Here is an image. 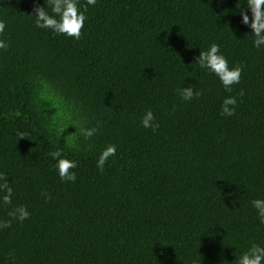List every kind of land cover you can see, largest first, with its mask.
<instances>
[{"label": "trees", "instance_id": "1", "mask_svg": "<svg viewBox=\"0 0 264 264\" xmlns=\"http://www.w3.org/2000/svg\"><path fill=\"white\" fill-rule=\"evenodd\" d=\"M237 3L98 0L74 40L36 29L34 0L0 2V172L31 212L0 230V264H235L264 242L250 203L264 198V50ZM211 42L245 66L231 93L195 64ZM187 86L202 95L181 101ZM228 95L236 114L222 117ZM149 108L156 133L139 125ZM93 126L86 141L78 129ZM57 148L77 161L75 183L59 179Z\"/></svg>", "mask_w": 264, "mask_h": 264}, {"label": "clouds", "instance_id": "2", "mask_svg": "<svg viewBox=\"0 0 264 264\" xmlns=\"http://www.w3.org/2000/svg\"><path fill=\"white\" fill-rule=\"evenodd\" d=\"M0 2H4V0H0ZM97 3L98 0H43V4H41L40 0H34L33 14L29 16L34 18L33 23L36 29L47 30L54 36L79 40L86 22L89 20V9L94 8ZM237 4L240 5L236 9L241 17V24L251 30L252 47L258 51L264 50V0H242V2L238 0ZM7 28L8 21L0 17V52H5L10 48V43L5 38ZM195 64L205 73L214 75L225 92L228 93L232 92L233 85L240 83L245 69L243 64L231 62L222 51V45L216 42H211L205 50H200ZM176 91L183 102H190L202 95V91L193 86L181 87ZM238 95L243 96V92L241 91ZM237 106L238 96H225L221 102L220 116H234ZM139 125L144 129H151L153 133H156L160 127L151 108L143 112ZM69 126H75L76 128V123L72 122L65 125L58 131V135H62ZM78 131L87 141L97 135L99 128L98 126L80 127ZM15 135L19 140L26 133L17 130ZM117 151L118 145L115 143H108L100 151L95 166L101 173L105 171V165L109 163L110 158L116 156ZM48 156L55 161L54 169L61 182H76L77 173L75 169H77L78 163L75 159L64 155L60 148L49 152ZM41 195L44 196L45 200L50 199L46 191H42ZM14 196V188L11 186L8 177L0 172V208L8 209L7 218H0V230L10 228L14 221L23 223L31 217L27 205L13 204ZM250 203L252 208L255 209L259 223L264 225V198L252 199ZM235 257V264H264V242H250L246 250L241 251L239 256Z\"/></svg>", "mask_w": 264, "mask_h": 264}]
</instances>
